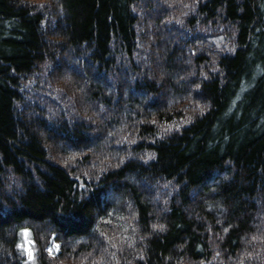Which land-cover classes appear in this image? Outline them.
Returning a JSON list of instances; mask_svg holds the SVG:
<instances>
[{
    "label": "trees",
    "instance_id": "1",
    "mask_svg": "<svg viewBox=\"0 0 264 264\" xmlns=\"http://www.w3.org/2000/svg\"><path fill=\"white\" fill-rule=\"evenodd\" d=\"M25 229L35 264H264V0H0V264Z\"/></svg>",
    "mask_w": 264,
    "mask_h": 264
},
{
    "label": "snow or ice",
    "instance_id": "2",
    "mask_svg": "<svg viewBox=\"0 0 264 264\" xmlns=\"http://www.w3.org/2000/svg\"><path fill=\"white\" fill-rule=\"evenodd\" d=\"M22 234L25 237V243H21L20 245H18V247L21 248L22 251H24L28 258L33 262V264H35V255H34V251L32 248V245L35 243L33 240L30 239V231L25 229L22 231ZM58 247V246H57ZM49 251L51 252L52 249H49Z\"/></svg>",
    "mask_w": 264,
    "mask_h": 264
},
{
    "label": "rangeland",
    "instance_id": "3",
    "mask_svg": "<svg viewBox=\"0 0 264 264\" xmlns=\"http://www.w3.org/2000/svg\"><path fill=\"white\" fill-rule=\"evenodd\" d=\"M24 243H25V237H24Z\"/></svg>",
    "mask_w": 264,
    "mask_h": 264
}]
</instances>
